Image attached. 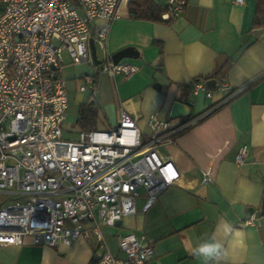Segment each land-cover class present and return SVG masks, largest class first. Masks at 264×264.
Wrapping results in <instances>:
<instances>
[{
    "label": "crops",
    "instance_id": "obj_1",
    "mask_svg": "<svg viewBox=\"0 0 264 264\" xmlns=\"http://www.w3.org/2000/svg\"><path fill=\"white\" fill-rule=\"evenodd\" d=\"M132 1L123 7L126 16L109 23L102 47L95 44L100 62H113L120 54L117 63L138 68L128 78L95 76L91 100L115 123L119 109H124L148 135L150 115L176 126L220 102L226 92L217 86L247 87L173 142L158 147L159 156L171 161L180 177L145 210V191L139 189L134 215L113 226L88 222L87 234L70 246L37 245L31 237L22 245L1 244L0 264H91L104 249L123 257L119 238L130 233L144 236L153 246L147 264H202L192 248L213 236L227 251L221 264H264V32L252 34L262 28L254 26L257 0H244L243 5L234 0H188L182 15L164 23L135 19L129 9ZM152 1L166 5V0ZM99 65L91 66L92 72ZM205 76L218 82L212 89L205 86L210 98L192 93V82L205 85ZM241 146L248 155L238 165L235 155ZM206 170L212 171V180L203 183ZM13 200L0 193V208ZM253 212L261 218V227L243 225ZM223 220L240 235L225 238L218 233Z\"/></svg>",
    "mask_w": 264,
    "mask_h": 264
},
{
    "label": "built area",
    "instance_id": "obj_2",
    "mask_svg": "<svg viewBox=\"0 0 264 264\" xmlns=\"http://www.w3.org/2000/svg\"><path fill=\"white\" fill-rule=\"evenodd\" d=\"M129 2L0 0V193L14 198L0 208V245H22L31 237L37 245L70 246L87 234L88 222L113 226L134 215L139 189L145 191V210L180 177L175 165L159 156L158 147L247 87L217 86L226 92L220 102L176 126L150 115L148 135L138 128L137 118L119 109L114 129L82 131L75 140L65 139L68 96L62 54H68L73 66H94L89 41L102 47L109 23L127 15L123 7ZM187 3L166 0L162 18L177 19ZM234 3L243 5L244 0ZM95 68L82 77L80 91H94L98 74L128 78L138 72L134 65L108 60ZM199 92L212 95L202 81H193L192 93ZM247 155V147H239L235 163L243 164ZM211 180L212 171L203 172V183ZM243 225L261 227V218L253 212ZM93 233L104 247L97 227ZM118 245L123 257L104 249L91 264H147L154 255L144 236L134 233L119 238Z\"/></svg>",
    "mask_w": 264,
    "mask_h": 264
},
{
    "label": "rangeland",
    "instance_id": "obj_3",
    "mask_svg": "<svg viewBox=\"0 0 264 264\" xmlns=\"http://www.w3.org/2000/svg\"><path fill=\"white\" fill-rule=\"evenodd\" d=\"M97 55L101 56L100 51H97ZM63 70L62 78L66 82V90L68 96V110L66 113L65 122L63 124V134L65 139L75 140L78 134L82 131H86L78 123L80 105L91 100V90L88 88L86 91H80V86H84V80L82 79L85 74H92V68L90 64H80L76 66H68L71 62L68 54L64 52L62 54ZM98 106V104H97ZM105 110L98 106V117L95 120L93 129L97 131L112 130L116 127L115 120L111 115H105Z\"/></svg>",
    "mask_w": 264,
    "mask_h": 264
},
{
    "label": "trees",
    "instance_id": "obj_4",
    "mask_svg": "<svg viewBox=\"0 0 264 264\" xmlns=\"http://www.w3.org/2000/svg\"><path fill=\"white\" fill-rule=\"evenodd\" d=\"M166 5L154 4L152 0H133L130 4V13L135 19L149 20L157 23L168 22L162 18ZM254 26L264 27V0L256 1L254 14ZM214 76V74L212 75ZM211 76H205L202 80H207ZM198 81V80H196ZM96 84V82H94ZM98 117V106L94 100H89L80 105L78 123L86 129L92 131L95 120Z\"/></svg>",
    "mask_w": 264,
    "mask_h": 264
},
{
    "label": "clouds",
    "instance_id": "obj_5",
    "mask_svg": "<svg viewBox=\"0 0 264 264\" xmlns=\"http://www.w3.org/2000/svg\"><path fill=\"white\" fill-rule=\"evenodd\" d=\"M217 232L225 238L240 235L234 229L233 224L227 220H223L217 225ZM192 255L200 259L202 264H221L227 255V251L224 243L213 236L197 242L192 248Z\"/></svg>",
    "mask_w": 264,
    "mask_h": 264
},
{
    "label": "water",
    "instance_id": "obj_6",
    "mask_svg": "<svg viewBox=\"0 0 264 264\" xmlns=\"http://www.w3.org/2000/svg\"><path fill=\"white\" fill-rule=\"evenodd\" d=\"M263 32H264V27L253 30L252 34L254 36H259ZM89 48H90V54H91V59H92L93 65H99L101 62L97 58V51H96V48L94 45V41L92 39L89 41ZM120 57H121L120 54H117L116 55L117 59L114 58L113 63L116 64ZM217 85H218V82L215 79H209V80H206V82H205V86L209 89H212ZM154 88H155V86H154ZM175 105H179V103H176ZM96 260H97V258L95 259V261Z\"/></svg>",
    "mask_w": 264,
    "mask_h": 264
}]
</instances>
